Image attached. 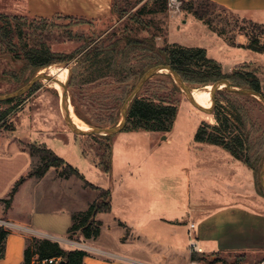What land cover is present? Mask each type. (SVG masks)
Returning a JSON list of instances; mask_svg holds the SVG:
<instances>
[{
	"label": "rangeland",
	"instance_id": "obj_1",
	"mask_svg": "<svg viewBox=\"0 0 264 264\" xmlns=\"http://www.w3.org/2000/svg\"><path fill=\"white\" fill-rule=\"evenodd\" d=\"M153 1L117 0L113 9L111 6L110 16L100 21L64 17L32 18L20 14L23 7L18 0H0V14L17 16L21 20L23 39L15 37L13 42L20 46L45 47L59 56V60L42 71L51 66L66 69L67 79L62 72L68 85L70 103L74 113L88 128H108L116 125L121 119L123 99L135 82V77L130 71L124 82H118L112 77L86 81V64L80 60L85 48L104 37L114 39L116 32L140 39L154 36V43L158 47L165 43H176L186 47L206 48L207 55L222 65L226 75L234 70L253 72L260 81L264 95V53L237 47L238 40L249 42L250 38H257L264 44V26L220 8L209 11L201 21L191 10L192 5L196 6L195 0H177L178 9L169 5L170 0H167L166 9L161 7L163 0L156 6ZM151 7H157V12L150 13ZM5 48L6 44L0 38V55ZM10 55L0 57V74L3 70L7 72L6 75H0V95L19 89L31 75L30 69H25L24 63L13 64ZM138 61L144 62L146 58L140 57ZM223 79L232 85L228 78ZM35 84L34 90L30 89L12 102L0 103V138L1 130L13 131L18 126L16 136L25 141L26 148L30 143L43 145L80 173L81 178L72 176L70 181L62 186L54 185L48 189L46 180L39 187L26 185L24 189L25 194L31 196V201H25L26 205L32 203L33 199L38 205V210L52 212L37 214L34 227L59 244L80 246L81 235L76 234L72 238L66 235V230L72 223L70 212L86 210L93 201L98 200L102 191H110L112 177L122 173L124 169L126 171L123 173L130 175L129 185L134 188L136 194L132 201L137 213L150 209L166 219H178L180 223L186 219V203L189 196L185 192V178L189 174L183 170L184 167H190L192 171L189 182L193 200L199 203L208 201L209 204L217 201L219 195L216 189L221 187L206 178L204 170L206 161L219 158L222 151L216 152L211 147L206 148L203 146L206 143L199 145L194 141V134L202 121L216 124L214 116L218 106L227 107L229 112L238 108L245 114V132L249 135L254 162V168L249 167L254 190L243 203L264 210V191L259 185L264 158V103L261 100L253 96L229 94L221 89L222 91H217L214 96L213 110L205 113L188 101L173 76L163 70L147 81L140 94L177 106V117L169 132L170 141L162 139L164 135L161 134L164 133L159 136L157 132L144 131H121L110 135L109 140L99 135L74 133L64 121L59 94L51 82L42 79ZM212 84L187 83L190 89H209ZM195 102L204 108L210 107L209 103ZM119 138H126L128 143L116 145L113 157L114 171L106 172L97 154L101 151L107 156L109 142ZM217 147L227 152L229 157L228 151L221 146ZM230 156L234 159L231 154ZM37 162H40L39 157L25 154L19 166L27 172L36 166ZM107 162L108 159L104 158V163ZM0 184L2 185V182ZM102 200L104 197L100 201ZM223 200L230 201L231 198L226 196L220 199ZM123 202L124 200L118 201ZM100 218L103 220L105 217ZM170 226L167 223H159L149 229L162 243H179L180 235L171 236L168 231ZM103 232V240L116 241L118 231L110 238L106 235L105 227ZM33 237L44 238L40 234Z\"/></svg>",
	"mask_w": 264,
	"mask_h": 264
},
{
	"label": "crops",
	"instance_id": "obj_2",
	"mask_svg": "<svg viewBox=\"0 0 264 264\" xmlns=\"http://www.w3.org/2000/svg\"><path fill=\"white\" fill-rule=\"evenodd\" d=\"M208 1L213 2L220 9L236 13L252 23L264 26V0ZM18 2L23 7L20 11L21 15L39 18H85L98 21L110 16L112 6V0H18ZM247 43L243 40L237 41L238 45L245 46ZM17 129L18 126L13 131L1 130L0 225L2 221L9 222L10 231L6 237L5 255L0 259V264H22L28 237L40 234L41 237L55 241L34 227L37 214L52 212L38 210V205L33 199L32 203L26 205L25 201L31 197L24 192L26 185H34L35 188L48 180V189H51L54 185L57 187V185L67 184L72 177L60 176L59 170L55 168H50L43 177H28L27 174L33 167L26 172L19 166V162L24 159L25 154H31L26 148L25 141L16 136ZM130 132L132 131H127V133ZM157 133L159 136H166L162 138L163 140L170 141L169 132ZM122 143H128L126 138L111 141L112 173L115 168L113 157L116 145ZM203 146L211 147L216 152L222 151L221 156H224V158L220 156L217 159H208L205 165L206 170H204L206 178H210L221 187L216 189L219 195L216 198L217 201L209 204L208 201L199 203L193 200L190 196L192 189L189 182L192 171L190 167H184L183 170L189 174L185 178V192L189 196L186 203V219L180 223L178 219H166L160 213L150 209L145 210L144 213H137L132 201L136 194L134 188L129 185L130 175L123 173L126 171L124 169L122 173L112 177L110 210L100 212L96 216L101 223L99 236L96 239H85L81 236L79 247L60 245L66 249L85 250L88 253L84 259L86 264H189L193 258L230 264L239 255H243L246 261L251 262L264 259V210L243 203L254 190L252 172L247 165L233 159L230 154L228 157L223 149L209 144H203ZM21 177L26 178L19 185L10 205L6 207L1 200L8 198L12 187ZM226 196L231 200L220 201ZM22 200H24L23 203H21ZM121 200L124 202L118 203ZM72 213L71 211L70 214ZM102 216L105 217L103 220L100 218ZM159 223L171 225L168 228L169 234L173 237L179 234L180 242L162 243L154 237L149 228ZM191 223L195 224L194 234L203 248L202 253L189 252ZM104 227L107 229L106 235L109 238L118 231L116 241L103 240ZM67 230L66 235H68Z\"/></svg>",
	"mask_w": 264,
	"mask_h": 264
},
{
	"label": "trees",
	"instance_id": "obj_3",
	"mask_svg": "<svg viewBox=\"0 0 264 264\" xmlns=\"http://www.w3.org/2000/svg\"><path fill=\"white\" fill-rule=\"evenodd\" d=\"M159 1L154 0L153 5L156 6ZM115 3H117V0H112V9L115 7ZM166 3L167 0H163L161 3L163 9H166ZM195 3L196 6L192 5L191 10L193 11V15L201 21L204 20L205 14L218 8L213 2L208 0H197ZM149 12L156 13L157 7H151ZM20 21V18H17V16L9 17L7 14H0V32L2 34H0V38L6 44V48L2 51L0 57L11 54L10 59L13 61V64L17 62L24 63L25 69H30L31 71L30 80L40 69L59 60V56L53 54L45 47L20 46L16 42H13V38L15 37L20 40L23 39ZM113 35L115 36V34ZM116 35L114 39L104 37L90 47H86L80 60L86 64L87 82L107 77L115 78L118 82H124L128 71H130L135 77V82L125 95L123 103L142 75L148 69L157 65H169L182 77L186 84L208 85L220 79L228 78L232 86L249 88L263 95L260 81L253 72L234 70L231 74L226 75L223 72L222 65L217 60L209 57L205 48L186 47L176 43H165L163 46L158 47L154 43V36L140 39L137 36L123 32L120 34L116 32ZM238 46L247 48L253 52L264 53V44H261L257 38H250L247 45ZM136 57H145L146 61L140 62L138 61L139 58L137 59ZM6 73L3 70L0 75H6ZM35 88L36 84L31 89L34 90ZM228 93L241 97L250 96L241 93ZM14 99L4 102L10 103ZM209 105L211 107L212 98L209 101ZM177 111L176 105L144 97L139 92L128 107L127 120L122 131L170 132L176 120ZM244 115L238 108H234L233 112H229L227 111V107L218 106L214 116L216 124L211 125L202 121L195 131L194 141L196 143L221 146L234 159L243 162L253 169L254 162L249 144V135L245 132L246 123ZM101 137L105 139L110 138V136ZM28 146L30 154L40 159V162L27 174L28 177L40 178L50 168H55L59 170L58 174L62 177L77 176L81 178L76 168L66 163L63 158L57 156L51 149L36 144H29ZM107 148V156L101 151L97 155L100 159V164L103 165V169L106 172H110L111 142H109ZM104 158L108 159L107 163H104ZM25 178L21 177L12 187L8 198L1 200L5 203L6 207L10 205L14 194ZM259 185L261 186L260 178ZM103 197L104 200L100 201ZM109 210L110 191L105 190L101 192L98 200L93 201L86 210L76 211L72 214V223L67 230L68 236L72 238L77 234L85 239H96L101 229V223L96 219V216L100 212H107ZM8 233L9 230L0 225V259L5 255V242ZM87 255L88 253L83 249H66L57 241L32 236L26 238L22 264H86L84 259ZM50 259L53 262L50 263ZM244 261H246L245 257L239 255L230 264H240Z\"/></svg>",
	"mask_w": 264,
	"mask_h": 264
},
{
	"label": "water",
	"instance_id": "obj_4",
	"mask_svg": "<svg viewBox=\"0 0 264 264\" xmlns=\"http://www.w3.org/2000/svg\"><path fill=\"white\" fill-rule=\"evenodd\" d=\"M166 70L168 73H170L173 76L174 81L177 83V85L180 87L181 91L185 94L187 97L188 101L197 109L201 110L202 112L205 113H210L213 110L214 106V96L217 91L223 89L227 92L231 93H241V94H246L253 96L259 100H261L264 103V96L260 94L259 92L249 89V88H242V87H236L232 86L227 80L221 79L218 80L217 82L213 83L211 85V98H212V105L209 108H204L200 105H198L195 100L193 99L191 95V89L188 87V85L183 81L182 77L175 71L173 70L169 65H157L154 66L150 69H148L140 78L138 83L135 85L133 90L130 92V94L127 96L126 100L124 101L122 107H121V119L120 121L113 127H108V128H102V127H92L88 129H80L76 124H74L70 111L68 110V107L66 105V94H67V83H64L62 86V93L59 96V103L60 107L63 112V118L64 121L66 122L67 126L76 134H81V135H100V136H110V135H115L119 132L122 131L124 125L126 124L127 120V110L130 105V103L133 101V99L138 95L144 84L155 74ZM47 72L42 71L40 69L30 80L27 82L24 86L20 87L19 89L7 93V94H1L0 95V102H4L7 100H11L14 98H17L25 93H27L38 81L42 79H46L50 81V79H47ZM166 136L164 135L163 138ZM260 178V184L261 187L264 191V161L262 163V167L260 170L259 174Z\"/></svg>",
	"mask_w": 264,
	"mask_h": 264
},
{
	"label": "bare ground",
	"instance_id": "obj_5",
	"mask_svg": "<svg viewBox=\"0 0 264 264\" xmlns=\"http://www.w3.org/2000/svg\"><path fill=\"white\" fill-rule=\"evenodd\" d=\"M67 79V71L63 67H49L45 72H47V79H50V82L54 89L58 91V94L62 93V86L65 83V77ZM191 95L195 101L202 102V103H209L211 99V86L208 88L199 87V88H192L191 89ZM66 105L68 107V110L70 111L71 118L80 129H88L87 125H85L74 113V109L72 104L70 103L68 93L66 94Z\"/></svg>",
	"mask_w": 264,
	"mask_h": 264
},
{
	"label": "built area",
	"instance_id": "obj_6",
	"mask_svg": "<svg viewBox=\"0 0 264 264\" xmlns=\"http://www.w3.org/2000/svg\"><path fill=\"white\" fill-rule=\"evenodd\" d=\"M169 5L172 6V7H175L176 9L179 8L177 0H170V4ZM1 225L9 230V227H10L9 222L2 221ZM194 228H195V224L191 223L189 225L188 249H189V252L191 254H193V253H202L203 252V248L199 245L198 239H197L196 235L194 234ZM49 262L51 263V262H53V260L50 259ZM189 264H223V263L218 262V261L204 260V259H201V258H193V259H191ZM240 264H264V259H261V260L255 261V262L244 261V262H242Z\"/></svg>",
	"mask_w": 264,
	"mask_h": 264
}]
</instances>
